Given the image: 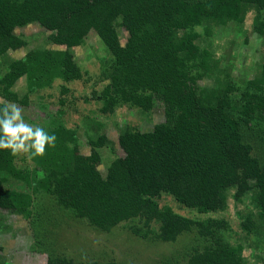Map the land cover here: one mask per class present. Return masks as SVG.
<instances>
[{
  "label": "trees",
  "instance_id": "1",
  "mask_svg": "<svg viewBox=\"0 0 264 264\" xmlns=\"http://www.w3.org/2000/svg\"><path fill=\"white\" fill-rule=\"evenodd\" d=\"M248 21L264 43V0H0V107L34 102L43 116L25 121L57 137L43 156L0 149V211L26 221L30 249L45 253V264L132 260L106 249H97L96 259L88 255L77 234L84 227L104 237L124 228L151 243L187 235L185 264H247L241 240L252 235L250 248L263 245L264 224L256 226L255 217L264 222V64L250 79L232 77L228 35L244 33ZM33 23L48 32L46 42L64 49L35 45L10 56L29 45L16 30ZM215 29H223L226 42L210 39ZM91 31L103 46L96 83L105 85L88 90L79 84L86 72L68 49L82 46ZM157 105L163 121L152 130L120 126L123 156L111 150L102 176L109 141L96 117ZM80 128L87 155L80 152ZM42 195L48 207L36 204ZM230 199L240 218L237 243L226 239L231 226L220 215ZM8 229L0 216V230ZM64 230L72 234L62 238ZM2 251L0 245V264H7Z\"/></svg>",
  "mask_w": 264,
  "mask_h": 264
},
{
  "label": "rangeland",
  "instance_id": "2",
  "mask_svg": "<svg viewBox=\"0 0 264 264\" xmlns=\"http://www.w3.org/2000/svg\"><path fill=\"white\" fill-rule=\"evenodd\" d=\"M245 32L242 34H237L236 31L229 33V39L231 38L234 43L232 46L231 54L233 56V68L231 76L238 80L250 79L257 72L259 65L264 64V43L262 37L258 36L256 33L252 32L251 25L249 21L245 24ZM17 33H20L26 36L29 39V45L26 48L19 49L17 51L10 52V56L18 58L22 56L29 48L35 47V45H44L47 48L51 49H64L63 46H56L46 42L45 36L48 34L42 27L38 24H30L23 29H17ZM223 29H215L213 36L210 38L218 42V39H228L227 37L223 38L224 35ZM126 33H123L120 30V40L123 44L125 42ZM82 46H73L68 50L72 55V58L82 71L86 72L84 75V81H80L79 84L85 86L86 89L91 90L92 88H101L105 85L104 82L96 83V76L99 73V63L98 60L103 57L102 43L98 40L97 36L93 31L84 39ZM221 43H224V41ZM101 43V44H100ZM218 51V50H217ZM94 83V87L93 84ZM201 85H208L210 81L203 80L199 82ZM78 85V86H80ZM96 85V86H95ZM79 89V88H78ZM15 90L21 96L24 93V80L20 79L16 85ZM90 92V91H89ZM0 101H3L0 99ZM20 106V105H19ZM23 109V116L28 118V122L39 119L38 117L43 116V112L38 108V105H35L34 102L29 106H20ZM48 110L53 112L55 108L53 105L48 104ZM97 120L104 122L105 127L101 130L104 132L109 144L108 147H104L102 150V163L98 166V169L102 176L105 175L106 165L111 159L112 152L116 156H123V152L118 147L117 144V135L119 133L120 126L124 123L133 126L136 125L138 129L142 131H150L153 128V125L158 124L163 121V110L157 105L150 112H141L134 108H128L125 106L118 107L113 113L109 116L101 118V116L96 117ZM93 132H90L92 134ZM78 137L80 140V152L83 155L89 153L88 146L85 144V133L83 129L78 130ZM164 200V197L161 198ZM38 200V201H37ZM36 204L38 207H48L49 199L46 196H39L37 198ZM175 207L176 211L182 213L185 216H194L193 212H189L185 208ZM220 215L227 218L230 222L231 230L229 233H226V239H230L231 242L237 243L240 239V229L239 223L240 218L237 216L235 208H233V201L230 199L228 202V208L222 212ZM0 216L4 219V222L8 225L10 229L2 231L0 230V245L3 247L2 258L6 259L7 264H45L46 263V254L33 251L30 249V246L33 242L32 234L25 220L18 215H8L3 211H0ZM256 226H261L264 224L263 221L258 220L255 217ZM70 230H64L62 232V238L69 237L72 232ZM80 243H84L83 246L86 248L84 252H89L88 255H94L95 258L96 252L99 249L104 251H112L115 255V258L118 260H123L127 257L134 259L136 264H160V260L168 259L175 260L177 264H185L184 260V244H190V238L187 235H183L178 238V242L174 244L163 243V242H145L141 239L133 237L128 233L124 228H119L115 232V236H99L93 230L84 227L80 232L77 233ZM248 238V239H247ZM247 238L242 239L243 241V255L247 264H264V243L258 248H250L248 241L253 239L252 235L247 236ZM79 245V244H77ZM104 247V248H101ZM98 249V250H97ZM106 249V250H105ZM64 250V249H62ZM63 252H70V249L64 250ZM251 252L254 255L252 256ZM72 253V252H70ZM69 256H74L73 258L78 259L76 254H71ZM96 259V258H95ZM132 260L127 259L125 264L132 263ZM139 261V262H138Z\"/></svg>",
  "mask_w": 264,
  "mask_h": 264
},
{
  "label": "clouds",
  "instance_id": "3",
  "mask_svg": "<svg viewBox=\"0 0 264 264\" xmlns=\"http://www.w3.org/2000/svg\"><path fill=\"white\" fill-rule=\"evenodd\" d=\"M57 137L44 127L25 121L23 109L8 101L0 107V149L11 150L13 156L27 154L29 157L43 156L47 147H55Z\"/></svg>",
  "mask_w": 264,
  "mask_h": 264
}]
</instances>
